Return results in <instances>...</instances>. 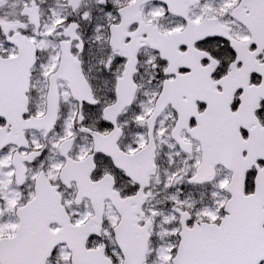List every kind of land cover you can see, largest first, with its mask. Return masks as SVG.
Instances as JSON below:
<instances>
[{
	"label": "snow or ice",
	"instance_id": "obj_1",
	"mask_svg": "<svg viewBox=\"0 0 264 264\" xmlns=\"http://www.w3.org/2000/svg\"><path fill=\"white\" fill-rule=\"evenodd\" d=\"M0 264H264V0H0Z\"/></svg>",
	"mask_w": 264,
	"mask_h": 264
}]
</instances>
